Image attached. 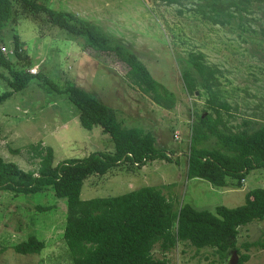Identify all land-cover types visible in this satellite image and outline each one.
Instances as JSON below:
<instances>
[{
	"label": "rangeland",
	"instance_id": "374dc122",
	"mask_svg": "<svg viewBox=\"0 0 264 264\" xmlns=\"http://www.w3.org/2000/svg\"><path fill=\"white\" fill-rule=\"evenodd\" d=\"M13 1L18 13L24 11L19 0ZM43 1L100 25L113 41H122L138 53L162 85L161 91L165 88L175 95L172 107L157 103L131 78L129 65L115 53L98 52L60 27L34 20L29 12L30 16L17 14L15 22L6 25L0 48L12 57L14 68L35 69L34 74L40 72L62 89L70 83L85 87L114 107L124 126L151 131L157 146L173 158L94 173L81 188L83 199L153 185L176 206L191 203L214 210L218 205H242L249 190L264 187V167L251 170L238 187L217 188L206 179L187 176L191 136L201 116H210L225 131H251L264 124V0ZM192 55L202 57L216 72L218 81L212 90L202 85L189 61ZM188 68L196 78L194 91L183 78ZM0 71L12 76L8 68L0 66ZM44 78H33L25 89L0 103V155L24 170H37L40 157L32 144L39 142L54 149L55 164L94 151H112L111 135L99 125L85 128L68 94ZM8 88L7 80L0 78V92ZM216 142L217 137L211 135L202 145L211 148ZM68 215L66 198L58 197L52 188L29 194L1 190L0 264H73L64 237ZM263 230L264 220L240 227L237 245L241 254L250 255L244 264H264V248L243 246L258 240ZM30 236L44 242L41 251L16 252L14 245ZM230 253L222 258L217 247L199 249L182 241L167 251L160 243L153 249L155 257L171 264H231L234 251Z\"/></svg>",
	"mask_w": 264,
	"mask_h": 264
},
{
	"label": "trees",
	"instance_id": "16d2710c",
	"mask_svg": "<svg viewBox=\"0 0 264 264\" xmlns=\"http://www.w3.org/2000/svg\"><path fill=\"white\" fill-rule=\"evenodd\" d=\"M19 3L24 10L19 12L21 15L30 16L29 12L34 20L58 26L83 39L88 47L98 52L115 53L119 60L129 65L131 78L151 93L153 100L165 107L174 105L175 95L165 88L160 90L162 85L152 77L138 53L122 41H113L97 23L70 11L57 10L43 0H19ZM14 5L13 0H0V44L4 28L9 22H15L19 14ZM219 10L214 12L219 14ZM15 45L19 46V41ZM11 58L0 48V66L10 69L12 75L8 78L0 71V78H5L9 87L0 92V103L25 89L33 78H44L40 72L34 74L14 68ZM189 61L202 78V85L212 90L213 82L218 81L216 72L214 74L202 57L192 55ZM183 78L190 91H194L196 78L191 69H185ZM46 81L56 90L68 94L80 110V123L85 128L99 125L109 133L114 149L94 151L85 157L67 158L55 164L54 149L39 142L32 144L40 157L37 170H24L0 155V191L29 194L52 188L58 197L66 198L69 215L64 237L73 264H171L166 258L155 257L153 249L160 243L167 251L181 241L199 249L217 247L222 258H227L235 249L240 255L239 264L249 260V254H241L237 238L241 226L264 220V187L249 190L242 205H218L214 210L200 209L191 203L176 206L160 187L153 185L123 194L83 199L81 188L94 173L107 174L127 163L143 167L154 159L172 161L173 158L167 150L157 146L156 136L151 131L124 126L116 109L85 87L70 83L62 89L50 79ZM199 121L190 141L189 178L206 179L217 188L238 187L251 170L264 167V124L251 131L246 128L225 131L210 116H201ZM211 135L217 137L216 145L211 148L202 145ZM43 246L44 242L38 237L30 236L15 244L14 249L24 254L39 253ZM243 246L247 250L255 246L264 248V230L258 240L245 242Z\"/></svg>",
	"mask_w": 264,
	"mask_h": 264
},
{
	"label": "water",
	"instance_id": "95a60500",
	"mask_svg": "<svg viewBox=\"0 0 264 264\" xmlns=\"http://www.w3.org/2000/svg\"><path fill=\"white\" fill-rule=\"evenodd\" d=\"M234 251V256L231 259V264H238L239 263V256H238V252L237 250H233Z\"/></svg>",
	"mask_w": 264,
	"mask_h": 264
},
{
	"label": "built area",
	"instance_id": "2783aa9c",
	"mask_svg": "<svg viewBox=\"0 0 264 264\" xmlns=\"http://www.w3.org/2000/svg\"><path fill=\"white\" fill-rule=\"evenodd\" d=\"M4 51H6V50H4ZM31 72L35 73V72H36V70H35V69H31ZM177 138H180V137H179V136H177Z\"/></svg>",
	"mask_w": 264,
	"mask_h": 264
}]
</instances>
